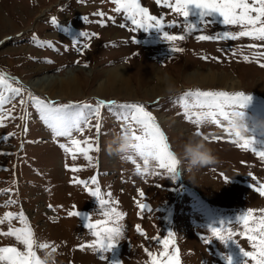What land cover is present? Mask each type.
<instances>
[{
  "label": "rangeland",
  "instance_id": "1",
  "mask_svg": "<svg viewBox=\"0 0 264 264\" xmlns=\"http://www.w3.org/2000/svg\"><path fill=\"white\" fill-rule=\"evenodd\" d=\"M140 3L151 15L163 17L166 25L173 22L180 25L166 28L170 34H185L183 22L196 25V31L176 42L166 41L163 32L155 28L130 31V22L122 13L114 11L116 5L111 0H0V74L10 78L14 87L23 88L25 97L31 93L56 105L95 107L99 100L116 105L143 104L156 118L178 159L183 143L200 132L202 137H208L207 146L217 163L198 169H189L186 163H180L176 176L163 170H159L162 172L159 176L137 174L131 161L110 154L115 134L124 125L116 118L118 108L101 110L99 135L95 132V120L93 127L86 128L82 135L73 133L75 139H89L94 149L89 152L91 163L81 154L73 160L72 155L60 147L64 144L72 148L69 138L56 137L31 102L27 122L18 118L24 113L16 98L5 106L12 109L11 117L16 118L9 117L3 121L4 126H0V153H3L0 154V218L6 212L17 216L23 212L37 244L48 243L56 248L57 264H148L150 258L145 248L159 257L163 249L157 238L163 240L169 232L174 233L181 264H227L226 256L232 257L233 264H245L247 258L241 248L254 251L246 236L236 235L233 237L236 242L229 241L225 245L216 240L210 229L224 226L243 232L238 218L249 209L255 210L256 215L264 209V196L255 190L256 182L252 179L254 176L264 183V161L231 143L235 137L221 127L207 122L198 127L189 122L181 98L197 90L250 95L252 99L243 109L249 136L256 139V149L264 151V127H260L264 123V67L261 66L264 55L260 54L264 53V41L248 37L198 41L196 36L200 34L237 33L240 28L224 25L218 13L202 18V10L195 7L189 9L190 15L184 21L182 16L156 4L155 0H140ZM99 12L105 14V27L100 26L101 17L94 15ZM83 17H88V22ZM53 18L59 28L52 24ZM122 23L127 26L121 28ZM83 32L95 36L85 40ZM36 41L45 46H38ZM49 43L54 47H47ZM173 43L184 50L173 52ZM84 44L88 47L83 48ZM245 56L248 61L244 60ZM85 64L88 67H84ZM69 68L80 81L79 93L67 98L38 93L25 84L30 78L46 73L65 78ZM119 69L124 75V90L113 89L111 85V73ZM207 72L223 75L232 84L197 83L189 78ZM163 73L170 75L176 91L151 93L150 89L158 86ZM102 83L106 90L97 94ZM136 162L143 168L138 157ZM71 168L80 171L72 172ZM157 170L156 165L150 169ZM93 177L98 180L104 198L111 192V199L118 201L112 206L126 213L120 222L124 235L106 254H97L91 248L81 250V245L91 244L95 239L86 227L87 218L92 216L93 223L103 220L100 214L104 209L84 185L74 183V178L91 181ZM141 191L143 197L139 195ZM5 192L9 194H3ZM11 200L15 203L9 204ZM137 201L147 204L151 211L141 213ZM71 211H79L80 217L69 216ZM138 225L145 235L137 231ZM12 226L24 227L18 219L12 220ZM7 230L6 221L0 225V231ZM201 237L209 238L211 243H205ZM2 247L23 250V245L14 237L0 235ZM50 249L37 248L36 254L41 258ZM102 255L107 259L100 260ZM247 264L254 261L248 258Z\"/></svg>",
  "mask_w": 264,
  "mask_h": 264
},
{
  "label": "snow or ice",
  "instance_id": "2",
  "mask_svg": "<svg viewBox=\"0 0 264 264\" xmlns=\"http://www.w3.org/2000/svg\"><path fill=\"white\" fill-rule=\"evenodd\" d=\"M83 2V0H82ZM116 5L114 11L118 14H123L126 21L130 22V31L138 30H150L155 28L158 31L163 32L164 39L168 42L183 41L185 35H191L196 31V25L183 22V31L185 34L172 35L166 28L180 27L179 24L173 22L171 25L164 23L163 17H157L151 15L146 7H142L140 0H111ZM156 4L168 8L171 11L177 13L183 17L184 21L190 15L189 9L195 7L201 9V17L209 16L213 13H218L222 17V22L226 26H239L240 31L237 33L224 32L223 35H204L200 34L196 36L198 41H218L224 39L236 40L241 37H248L252 40L264 41V0H155ZM101 17L100 26H107L103 22L105 14L103 12L95 13ZM85 22H88V17H83ZM112 23L115 20L112 17H108ZM52 24L57 28L60 25L56 19H52ZM125 24H120L121 28L126 27ZM85 40L91 39L95 34H89L83 32ZM37 45L44 47L39 41H36ZM80 45V42H76ZM47 47L53 48L52 44H48ZM83 48H87L88 45L84 44ZM256 47V45H251ZM173 52H182V47H177L173 43L171 47ZM80 54H83L82 49H77ZM264 55V53H260ZM205 59H207L205 57ZM248 57L245 56L244 60L248 61ZM49 63L51 61H48ZM79 63V61H77ZM264 67V64L261 65ZM84 67H88L87 64ZM17 83H19L17 81ZM24 89L21 87H14L10 78L0 74V126H4L3 121L11 117L12 109H6V105L12 104L16 98H19V104L21 105L23 115L18 118L25 123L28 120L27 108L29 102L35 107L39 113L40 119L47 125L54 133L56 137L69 138L72 148H68L66 145L61 144L60 147L72 155V159H77V155L81 154L86 160L91 163L92 157L89 152L93 151V143L89 139H75L73 133L83 134L85 129H91L93 127L92 121L95 120L94 128L97 135L101 133V110L104 108L119 109L116 113L117 120L123 124H127L131 127L134 139L136 143L132 146L136 155L143 159L145 165L148 164L146 157H151L154 161L157 171H150L148 168H141V165L136 162L135 159L130 160L136 167V172L139 175H161L163 172L172 174L173 176L179 175L178 166L180 160L171 150L168 143V139L160 126L156 123V118L152 113L146 110L143 104H121L116 105L115 102H106L104 100L97 101L95 107L89 104L75 105L64 104L56 105L54 102L45 101L39 97L33 96L28 93L27 97L23 95ZM184 106V115L186 119L197 125L198 127L205 122L221 127L224 132L229 136H234L235 139L230 142L235 144L242 150H248L254 153L261 161H264V151H258L255 147L257 141L254 137H241L239 132L233 133V130L226 127V123L230 120V115L233 109H244L250 103L252 97L245 95L243 92L229 93L226 91H194L185 93L181 98ZM194 109H206V111H194ZM15 119L16 117H11ZM24 131H27L25 127ZM201 135L200 132L196 133ZM206 139L208 137L205 136ZM98 150V149H96ZM3 154V153H0ZM72 172H78L80 169L71 168ZM251 175V174H250ZM256 182L255 190L264 196V183H260L256 177H252ZM225 182L227 178H225ZM74 183L82 184L86 188L89 195L98 200L99 205L104 211L101 216L103 220L92 222V216L87 218L86 227L95 239L91 244L81 245V250L85 248H91L93 251L99 253H109L115 248L124 235V229L121 225V221L126 216V213L119 211L112 204L118 203L111 199L112 193H107V199L101 192L98 180L93 177L91 181H82L74 178ZM95 186V187H91ZM9 194L7 192L3 193ZM141 197L144 196L143 191L139 193ZM15 201H9V204H14ZM140 212L151 211L148 205L140 201L136 202ZM7 206V205H5ZM69 216L77 217L81 215L79 211H71ZM18 219L24 227L16 228L12 226V220ZM8 223V230L6 232L0 231V235L14 237L15 240L23 245V250L17 247H2L0 248V264H41L40 257L36 254L37 248L53 249L56 248L48 243L37 244L34 233L27 222V217L21 212L18 216L12 212H6L2 218H0V225ZM237 223L243 227L244 231L237 233L231 227L212 228L210 232L219 240L222 244L227 245L229 241H235L233 237L236 235L246 236L248 241L251 242V246L254 249L252 252L244 251L241 248L243 256L251 258L254 264H264V209L259 210V215H256V211L249 209L242 216L238 218ZM137 231L141 235H145L141 227L137 226ZM205 243H211L209 238L201 237ZM157 241L162 247V251L159 253V257L153 251L145 248V252L150 258L148 264H181L179 249L175 247L174 233L169 232L167 238L161 240L159 237ZM236 242V241H235ZM239 245V244H238ZM171 247V252L169 247ZM100 260H106L107 256H99ZM224 259L227 264H233L232 257L226 256ZM247 260L245 264H247Z\"/></svg>",
  "mask_w": 264,
  "mask_h": 264
},
{
  "label": "clouds",
  "instance_id": "3",
  "mask_svg": "<svg viewBox=\"0 0 264 264\" xmlns=\"http://www.w3.org/2000/svg\"><path fill=\"white\" fill-rule=\"evenodd\" d=\"M160 80L165 85L164 91L172 94L176 91V84L171 79L170 75L163 73ZM226 127L233 130V133L239 132L241 137H249V126L247 122V115L243 109H233L230 115L229 122ZM264 127V123L260 125ZM206 138L194 133L181 146V152L178 154L181 163H186L189 169H198L203 167H210L217 163V158L213 155L212 150L207 146ZM136 143L131 127L127 124L122 125L121 130L115 134V137L110 145V154L118 155L121 160L130 161L137 159V155L133 150V145ZM139 158V157H138ZM142 163L143 159L139 158ZM148 164L143 163V168L153 169L155 166L151 157H146ZM57 252L50 249L45 252V255L40 258L41 264H57Z\"/></svg>",
  "mask_w": 264,
  "mask_h": 264
},
{
  "label": "bare ground",
  "instance_id": "4",
  "mask_svg": "<svg viewBox=\"0 0 264 264\" xmlns=\"http://www.w3.org/2000/svg\"><path fill=\"white\" fill-rule=\"evenodd\" d=\"M44 67H38V70L44 69ZM75 70H78L77 68ZM37 71V70H36ZM68 76L65 78H61L58 75L52 73H46L42 76H36L34 78H30V80L26 81L25 84L32 90L38 93L49 94L55 98H67L68 95H74L79 93V79L74 75V70L67 72ZM122 70H115L111 73V85L113 89L121 90L126 89V85L123 81ZM190 79L196 81L197 83H210V82H218L225 83L231 85L232 82L225 76L214 75L212 73H201L195 74ZM106 83V82H104ZM81 84V83H80ZM232 86H235L233 84ZM165 85L160 80L158 86L150 89V92L155 94L159 91L164 90ZM106 85L101 84L99 88L96 90L97 94H101L105 92Z\"/></svg>",
  "mask_w": 264,
  "mask_h": 264
}]
</instances>
